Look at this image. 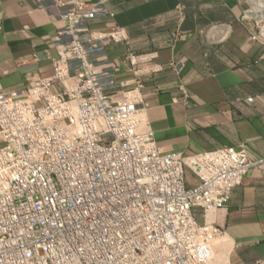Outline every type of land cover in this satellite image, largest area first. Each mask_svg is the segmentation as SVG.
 <instances>
[{
  "label": "built area",
  "instance_id": "built-area-1",
  "mask_svg": "<svg viewBox=\"0 0 264 264\" xmlns=\"http://www.w3.org/2000/svg\"><path fill=\"white\" fill-rule=\"evenodd\" d=\"M39 2L66 23L52 75L0 80V264H220L227 229L213 215L264 160L246 146L164 151L141 70L127 88L107 54L127 30L92 25L109 17L105 1ZM257 28L250 39L264 41V11Z\"/></svg>",
  "mask_w": 264,
  "mask_h": 264
},
{
  "label": "crops",
  "instance_id": "crops-1",
  "mask_svg": "<svg viewBox=\"0 0 264 264\" xmlns=\"http://www.w3.org/2000/svg\"><path fill=\"white\" fill-rule=\"evenodd\" d=\"M82 1H105L109 9L93 27L126 28L128 40L107 54L122 60L118 79L127 88L138 76L134 68L141 70L147 116L164 151L246 146L251 159L264 160V41L250 39L264 0ZM65 23L39 0H0L5 88H23L29 74L52 75L50 55L59 56L55 39ZM131 51L136 66L124 61ZM188 177L197 183L192 172ZM198 218L205 221L201 211ZM213 219L227 229L216 248L220 264H264V167L245 177Z\"/></svg>",
  "mask_w": 264,
  "mask_h": 264
},
{
  "label": "clouds",
  "instance_id": "clouds-1",
  "mask_svg": "<svg viewBox=\"0 0 264 264\" xmlns=\"http://www.w3.org/2000/svg\"><path fill=\"white\" fill-rule=\"evenodd\" d=\"M126 29V28H125ZM251 36V35H250Z\"/></svg>",
  "mask_w": 264,
  "mask_h": 264
}]
</instances>
